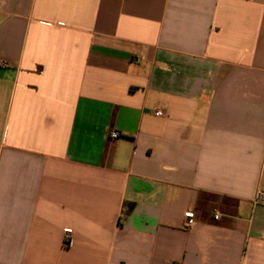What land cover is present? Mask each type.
Segmentation results:
<instances>
[{
  "label": "crops",
  "instance_id": "obj_1",
  "mask_svg": "<svg viewBox=\"0 0 264 264\" xmlns=\"http://www.w3.org/2000/svg\"><path fill=\"white\" fill-rule=\"evenodd\" d=\"M0 60V264H264V0H0Z\"/></svg>",
  "mask_w": 264,
  "mask_h": 264
},
{
  "label": "built area",
  "instance_id": "obj_2",
  "mask_svg": "<svg viewBox=\"0 0 264 264\" xmlns=\"http://www.w3.org/2000/svg\"><path fill=\"white\" fill-rule=\"evenodd\" d=\"M0 67H6V62L4 60H0ZM158 114H162V112H158ZM113 138H118L119 134L118 133H113L112 134ZM256 203H264V192L259 191L256 199H255ZM186 218H187V226L191 227L194 224L195 221V213L193 211H188L186 213ZM216 218H219V214L216 215ZM70 232H67V236H66V240L69 241L70 239Z\"/></svg>",
  "mask_w": 264,
  "mask_h": 264
}]
</instances>
